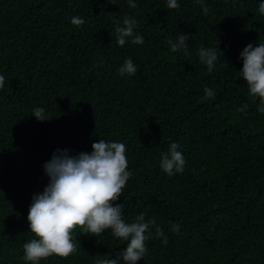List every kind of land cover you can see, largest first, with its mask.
Instances as JSON below:
<instances>
[{
    "label": "trees",
    "instance_id": "obj_1",
    "mask_svg": "<svg viewBox=\"0 0 264 264\" xmlns=\"http://www.w3.org/2000/svg\"><path fill=\"white\" fill-rule=\"evenodd\" d=\"M134 2L0 0V264H26L29 207L49 183L43 165L57 149L91 153L99 139L126 145L132 176L116 202L124 219L156 221L137 264H264V114L239 73L243 49L264 43V0H205L207 15L196 0L178 9ZM125 17L143 44H117ZM179 34L190 37L188 55L170 49ZM201 46L217 50L211 72ZM129 58L137 71L121 76ZM205 87L214 98L204 99ZM171 143L186 164L169 176L160 160ZM73 236L75 254L41 264H95L127 244L110 230L96 237L78 227Z\"/></svg>",
    "mask_w": 264,
    "mask_h": 264
},
{
    "label": "clouds",
    "instance_id": "obj_2",
    "mask_svg": "<svg viewBox=\"0 0 264 264\" xmlns=\"http://www.w3.org/2000/svg\"><path fill=\"white\" fill-rule=\"evenodd\" d=\"M196 3L207 15L209 9L205 0H196ZM128 5L130 8L138 6L134 0H128ZM179 7L178 0H167L168 9ZM258 11L264 15V2L259 3ZM71 23L81 26L85 21L80 17H73ZM136 25L134 18L125 17L123 27L115 28L119 46H124L129 38L132 44L144 43L143 36L134 33ZM189 38L187 34H179L175 42L169 40L171 51L183 50L188 55ZM198 55L200 62L206 64L211 72L218 59L217 50L201 46ZM240 59L243 61L240 76L246 82L253 101L259 99L258 111L264 114V43H258L255 47L248 44L241 52ZM136 71L137 67L131 58L125 60L119 68L121 76H133ZM4 84L5 77L0 75V89ZM204 93V99L214 98L216 95L208 87L204 88ZM237 111L245 109L240 108ZM33 116L38 121L47 120L43 108H36ZM91 147V153L81 152L78 155H71L67 149H57L50 161L43 165L49 183L42 193L33 195L29 207V232L35 238L23 245L22 259L26 264H41L42 260L52 256L67 258L75 254L78 248L73 231L78 227L86 236L96 237L110 230L112 237L127 242L124 250L115 259H97L95 264H119L121 259L124 264H137L145 255V242L150 238V225L155 226L156 221L153 219L145 222V216L141 213L131 222H127L124 219L125 205L116 203L132 176L127 170L126 145L99 139ZM185 164L177 143H171L169 151L161 154V170L169 176L183 173ZM179 228L178 223L173 224L171 231L178 233ZM155 234L157 238L162 237L163 243L167 244L168 238L161 228L156 227Z\"/></svg>",
    "mask_w": 264,
    "mask_h": 264
}]
</instances>
